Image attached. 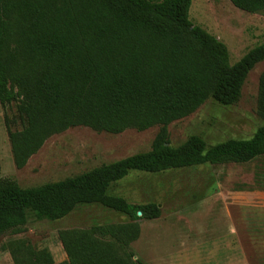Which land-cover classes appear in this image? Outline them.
Segmentation results:
<instances>
[{"label":"trees","instance_id":"1","mask_svg":"<svg viewBox=\"0 0 264 264\" xmlns=\"http://www.w3.org/2000/svg\"><path fill=\"white\" fill-rule=\"evenodd\" d=\"M229 1L249 13L264 10V0ZM190 6L191 0H0V104L18 102L16 117L5 116L17 169L70 127L111 134L159 127L149 150L58 181L21 187L0 178V235L20 231L30 216L55 221L85 205L127 218L60 232V262L48 249L20 242L11 249L13 264H144L128 246L139 237V220L160 217V205L112 194L113 184L134 172L242 164L264 155V122L246 139L208 145L190 135L170 144L171 122L208 99L236 104L249 71L264 60L262 42L231 63L226 45L191 22ZM258 108L264 118V70Z\"/></svg>","mask_w":264,"mask_h":264},{"label":"rangeland","instance_id":"2","mask_svg":"<svg viewBox=\"0 0 264 264\" xmlns=\"http://www.w3.org/2000/svg\"><path fill=\"white\" fill-rule=\"evenodd\" d=\"M158 1V0H153ZM189 18L222 41L230 62L264 42V10L249 13L229 0H191ZM264 60L249 71L233 105L206 100L190 115L168 126L171 145L198 135L208 145L246 139L264 122L259 112V79ZM18 102L0 104V178L31 187L70 177L95 166L150 149L158 126L118 134L75 126L51 135L20 169L14 166L5 116L15 118ZM12 129L17 128L11 124ZM110 193L133 203L157 202L161 215L139 220V237L129 244L144 264H264V155L250 162L202 165L156 174L130 173ZM127 218L100 205L79 206L62 219L28 222L0 235V264H13L20 242L46 248L54 262L66 259L59 233Z\"/></svg>","mask_w":264,"mask_h":264},{"label":"water","instance_id":"3","mask_svg":"<svg viewBox=\"0 0 264 264\" xmlns=\"http://www.w3.org/2000/svg\"><path fill=\"white\" fill-rule=\"evenodd\" d=\"M140 214V212H138Z\"/></svg>","mask_w":264,"mask_h":264}]
</instances>
